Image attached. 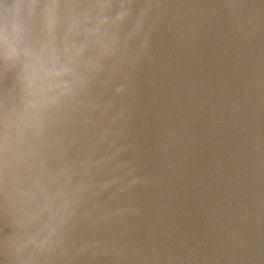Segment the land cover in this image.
Segmentation results:
<instances>
[{
	"label": "water",
	"instance_id": "obj_1",
	"mask_svg": "<svg viewBox=\"0 0 264 264\" xmlns=\"http://www.w3.org/2000/svg\"><path fill=\"white\" fill-rule=\"evenodd\" d=\"M0 264H264V0H0Z\"/></svg>",
	"mask_w": 264,
	"mask_h": 264
}]
</instances>
